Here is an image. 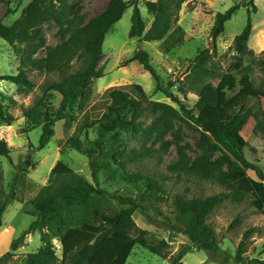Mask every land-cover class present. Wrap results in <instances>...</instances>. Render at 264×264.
I'll return each instance as SVG.
<instances>
[{
	"label": "trees",
	"instance_id": "16d2710c",
	"mask_svg": "<svg viewBox=\"0 0 264 264\" xmlns=\"http://www.w3.org/2000/svg\"><path fill=\"white\" fill-rule=\"evenodd\" d=\"M143 1L153 23L147 29L139 2ZM193 0H109L106 9L86 23L84 16L74 12L67 0H33L22 16L12 25L0 20V39L8 43L20 57L17 75L1 76V81L15 83L27 94L35 91L32 75L48 77L39 87V94L31 105L19 106L22 116L33 129L43 130L41 146L45 148L56 136V125L64 121V136L58 142L61 152L72 149L89 159L92 179L74 171L59 161L50 173L47 185L31 202L35 221L18 238L11 242L10 251L0 258L8 264L16 251L25 245L28 236L39 234L43 246L29 254L22 264H127L133 251L143 247L170 264H184L187 254L206 251L215 261L221 252L210 216L222 204V195L189 197L177 194L173 200L171 216L157 222L150 214L157 204L170 202L166 186L150 175L132 172L131 165L140 160L154 159L160 153L168 154L171 143L164 139L174 131L177 120L191 122L202 132V144L207 147L192 159L188 145L176 143L177 159L167 170L187 182H210L229 189L234 204L243 203L248 197L257 212L264 215V173L259 165L250 162L239 134L255 123V132L264 137V108L251 106L254 92L264 94V51L257 55L249 48L253 25H248L234 41L231 49L236 52V62L228 70L216 61V54L208 49L192 61L185 76L187 86L179 92L186 96L196 92L198 102L194 109L167 88L145 50H138L128 62H138L156 81V92L178 104L174 106L153 101L137 84L110 87L95 93L92 81L105 76L100 64L104 58L106 36L132 8V26L129 37L141 43L163 42L180 20L183 6ZM249 8L251 14L258 9L255 0H241L226 13L216 16L211 37L216 41L225 32V26L241 9ZM54 22L59 28L60 43L47 46L43 26ZM27 46V49L24 47ZM43 51L44 56L38 57ZM256 69L262 74L256 82ZM56 76L57 79L50 77ZM61 97L59 106H55ZM17 108L18 102L0 95V126L11 127L16 117L9 106ZM151 120L148 125L147 121ZM156 134L155 143H162L159 150L145 148L129 152L128 136L147 139ZM94 135V138H91ZM251 151L256 154L255 148ZM220 152L225 161L214 160L212 153ZM13 148L0 140V157L13 164ZM31 155L19 167L10 183L9 193L0 184V230L9 206L15 201L20 174L31 166ZM254 172L258 179L250 176ZM122 175L125 183L138 197H122L103 189L97 180ZM107 196L119 201L123 208L115 215L103 214L97 222L87 221L95 197ZM140 212L150 224L162 225L166 231L178 232L190 239L192 246L170 254L171 244L166 239L150 242V233L138 226L134 215ZM84 216V218H83ZM255 230L245 234L236 251L238 264H264V260L246 257L248 242ZM61 246L58 254L55 242Z\"/></svg>",
	"mask_w": 264,
	"mask_h": 264
},
{
	"label": "rangeland",
	"instance_id": "374dc122",
	"mask_svg": "<svg viewBox=\"0 0 264 264\" xmlns=\"http://www.w3.org/2000/svg\"><path fill=\"white\" fill-rule=\"evenodd\" d=\"M33 0H0V20L6 25H12L23 14V11ZM74 12L84 16L86 23L100 15L107 7L109 0H67ZM157 1V0H153ZM241 0H193L191 4L183 6L180 20L170 35L163 42L141 43L138 39L132 40L129 37L132 26L133 9L130 8L123 19L117 23L104 42V58L100 64L105 76L92 81V88L95 93H103L106 89L123 84L140 85L146 94L157 102H163L180 109L178 104L167 98L163 93L156 92V81L152 75L145 71L138 62H128L134 57L138 50H145L151 56V63L155 70L174 95L178 96L189 109H194L198 96L196 92H191L184 96L179 92L180 88L187 86L185 79L192 61L204 50H209L216 54V61L228 70L231 64L236 62V52L231 49L235 39L243 33L251 17L253 31L249 48L257 55L264 51V0H255L257 13H249V8L241 6V9L227 22L225 32L216 41L211 37V31L215 25L216 16L219 13H226ZM142 16L149 30L154 19L148 14L143 1L139 2ZM43 34L47 46H56L60 43L58 36L59 28L54 22H48L43 26ZM27 49V46L24 47ZM41 51L38 57H43ZM20 57L11 46L0 39V75L11 76L19 72ZM262 74L258 69L254 78L257 83L261 81ZM31 80L36 84L35 91L27 94L15 83L0 80V95L14 98L18 102V107L14 108L5 101L11 113L16 117L13 126H0V140L4 139L13 148L11 155L13 164L6 157H0V184L4 193H9L10 183L19 167L27 161L31 155L32 166L20 174L16 190L15 201L9 206L4 218V226L0 230V258L10 251L11 242L18 238L35 221V217L30 214L34 212L31 202L38 196L41 190L47 185L51 171L55 165L62 161L68 164L74 171L86 176L93 181L89 167V159L79 152L67 149L63 152L58 147V142L64 136V121L57 123L56 136L43 148L41 137L43 130L41 127L33 129L28 121L22 116L19 108L21 105H31L39 94V87L48 77L32 75ZM57 79L56 76L50 77ZM111 86V87H113ZM251 106L264 108V94L254 92ZM61 97L58 96L55 106H59ZM151 120L147 124H151ZM174 131L164 139L171 143L168 154L157 155L154 159L147 158L140 160L136 165L129 168L132 172H141L150 175L163 183L170 195V202L167 204H157L151 209V216L162 222L163 216H171L173 210V200L177 194H187L188 196L208 197L222 195V204L210 216L209 224L214 228L217 240L221 247V252L217 259L212 260L206 251H196L186 255L184 264H238L236 262V251L241 243L244 234L250 230H255L248 242L246 257L264 260V215L257 212L251 205L252 199L248 197L241 204H234L230 198L232 192L222 186L210 182L192 181L179 179L167 170L168 166L177 159L176 143L188 145L189 156L195 159L201 155L207 147L202 144V132L195 124L177 120L174 122ZM242 144L245 146L246 158L259 165L264 173V137L255 132V123L251 122L247 126L246 132L239 134ZM94 138V135H91ZM129 152L132 149L144 150L151 148L159 150L162 143H155L156 134L142 139L141 137L128 136ZM251 148L257 151L254 154ZM214 160L225 161L223 153H212ZM226 162V161H225ZM250 176L258 179L254 172H249ZM97 180L101 187L113 194L122 197H138L123 180L122 175H116L108 179L106 175L98 176ZM123 206L119 201L112 200L107 196L95 197L92 203L91 212L87 216V221L97 222L101 215H115ZM159 212H161L159 214ZM84 218V216H83ZM134 220L138 226L150 233V242L158 243L161 239H166L171 244L170 254L181 251L185 246H192L189 238L172 231L162 229V225L150 224L147 219L137 212ZM12 228L5 241L1 239V233ZM58 254L61 255V246L55 242ZM43 246L39 234L28 236L25 245L20 247L13 261L8 264H22L29 254L36 253ZM127 264H170L167 260L152 254L143 247H137L132 253Z\"/></svg>",
	"mask_w": 264,
	"mask_h": 264
},
{
	"label": "bare ground",
	"instance_id": "6f19581e",
	"mask_svg": "<svg viewBox=\"0 0 264 264\" xmlns=\"http://www.w3.org/2000/svg\"><path fill=\"white\" fill-rule=\"evenodd\" d=\"M12 232H13L12 229H6L5 231H3V233H1L2 241H5L7 239V237L10 235V233H12Z\"/></svg>",
	"mask_w": 264,
	"mask_h": 264
},
{
	"label": "crops",
	"instance_id": "0c3cea01",
	"mask_svg": "<svg viewBox=\"0 0 264 264\" xmlns=\"http://www.w3.org/2000/svg\"><path fill=\"white\" fill-rule=\"evenodd\" d=\"M113 86V84L110 85V87ZM9 229H12V228H9ZM13 230V229H12ZM14 231V230H13Z\"/></svg>",
	"mask_w": 264,
	"mask_h": 264
}]
</instances>
